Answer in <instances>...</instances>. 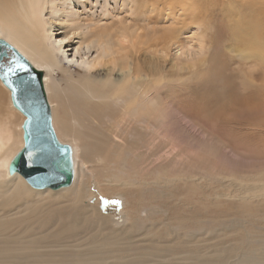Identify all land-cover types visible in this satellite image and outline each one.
<instances>
[{
	"label": "rangeland",
	"instance_id": "obj_1",
	"mask_svg": "<svg viewBox=\"0 0 264 264\" xmlns=\"http://www.w3.org/2000/svg\"><path fill=\"white\" fill-rule=\"evenodd\" d=\"M167 1L60 0L64 14L42 11L63 39L62 63L103 78L107 98L84 123L67 112L84 140L75 137L72 191L55 199L20 186L16 196L13 177L0 179V264H264V65L238 51L264 42V0H194L200 23L187 20L168 45L158 39L184 12L172 20ZM0 38L12 44L1 23ZM214 64L233 101L221 112L204 100ZM24 119L0 80V129L12 133L0 163L23 147Z\"/></svg>",
	"mask_w": 264,
	"mask_h": 264
},
{
	"label": "bare ground",
	"instance_id": "obj_2",
	"mask_svg": "<svg viewBox=\"0 0 264 264\" xmlns=\"http://www.w3.org/2000/svg\"><path fill=\"white\" fill-rule=\"evenodd\" d=\"M58 1L60 0H0V23L5 25L8 34V39L12 41V44L9 43L6 39L4 40L7 41L9 44H11L15 49H17L24 57L26 56L27 58H29V60L32 63L25 57L32 65L34 64L37 67H44L45 70H47V73L45 74V76H43V84H44L46 96H48L47 100L51 108L52 124L55 126L56 131L61 139L68 140L71 143L74 142L76 145L75 151L71 146L73 151V170H74V179L72 184L68 187H61L56 190L45 189L47 190L45 193H36L35 189H33L30 185L29 186L31 188L27 189L26 184H28V182L26 181V179L23 177L22 174L16 173L12 175L9 172V166L12 160L24 147V144L23 147L17 152V154L11 159L9 166L6 160L2 161L0 163V179L7 175L13 177L15 184L17 183V186L15 185L14 187L16 196H20L23 193L19 189L20 186H23L27 190L26 192L29 194H40V195L46 194L49 197L55 199L61 198L65 195L66 192L72 191V188L70 187L75 183V178L76 176L78 177L77 174H79L80 172L76 170V159H75L77 153L81 151L80 147L77 145V143H79L80 140L76 139L75 137L78 134H80V137L83 140V136H81V133H78L74 137L70 135V133L74 129V126L72 125V123H70L71 120L68 118L67 112H71V114L75 116L76 120L79 123L80 122L84 123L83 120L84 117L86 116L90 117L89 112L96 113V109L102 108V105L106 102V98H107L105 97L106 93L103 94L102 90H99L97 88L98 86L95 85V83L97 84L105 83L106 81L103 78L102 79L98 78L95 75V73L92 72H87L83 75L73 73L71 72L70 67L65 66L62 63L58 54L61 52L64 53L62 46L63 39L57 40V37L53 38V32H55L54 31L55 26L52 23L50 24L46 22L44 23L40 17L44 8H48V9L60 8L57 4ZM153 1L155 0H147V5L153 7L154 6V3H152ZM143 2H145V0H143ZM167 2H168L167 9L169 10L168 16L172 20L176 19L175 18L176 12H178L179 10L180 12L181 11L184 12L183 14L184 17H182V20L181 21L177 20V22H175V24H177L180 27L175 31L171 30V28L167 29V31H164L163 34L161 35L162 37L158 39L162 41L163 44L168 45V44L178 43L177 42L178 37L176 36V33L180 28H183L185 25H187V20L190 19V22L188 23L189 25L199 24L201 20L200 15L203 14L204 11L202 5L198 6L199 1L196 2L194 0H181L178 3H173L172 1L168 0ZM56 5L58 7H56ZM60 9L64 14L65 9L64 8H60ZM150 19H154V17H150ZM49 33L51 34L48 35ZM51 39L54 40V43L50 44L49 42ZM95 42H97V44L99 45L100 50L103 51L107 56H109V50L107 49V46L105 47L102 46V42L100 38ZM90 44L91 43H88L86 46L89 47ZM238 51L239 54L242 57H244V59H252V60L256 59L257 61H260L264 65V42H255V43L245 42L242 45V47L238 48ZM68 61H70V59H68ZM101 65L102 64L100 60H97L96 62L93 63V67H98ZM53 70L60 72L66 81L58 82L54 77ZM210 70L213 79L211 80L209 86L208 84L205 85L206 95L204 96V100L207 106H213L215 109L221 112L226 107L230 106L233 102L232 97L229 98L225 96L227 95L226 91L224 92V94L221 91L222 87L224 89L226 88L229 89L230 85H228V83L230 84V82L229 79H227L222 74V71L219 69L217 65L214 64L212 68H210ZM137 79L138 77L135 78V81H137ZM215 83H219L220 85L216 87L214 85ZM91 85L93 86V88H91ZM136 92L138 93L140 91H136ZM124 93H125V88L121 92V95H124ZM143 93L146 94L145 89L141 91V94ZM223 98H226L228 102H225V100L223 101ZM138 111L139 108L133 110L134 113H138ZM134 113H132L131 116H133ZM26 119L27 118L25 117L21 125L22 131H23L22 126L26 121ZM11 138H12V133L8 129H0V150L3 148V146L6 143H9L11 141ZM117 215L119 220L117 219L118 222H116V226H120V222L124 220V219L122 220L123 215L115 214V216Z\"/></svg>",
	"mask_w": 264,
	"mask_h": 264
},
{
	"label": "water",
	"instance_id": "obj_3",
	"mask_svg": "<svg viewBox=\"0 0 264 264\" xmlns=\"http://www.w3.org/2000/svg\"><path fill=\"white\" fill-rule=\"evenodd\" d=\"M19 64L25 67H17ZM9 66L16 70L6 74ZM43 76V71L0 38V80L11 91L14 107L27 118L22 126L24 147L12 160L9 172L22 174L32 188L56 190L73 182V151L55 133Z\"/></svg>",
	"mask_w": 264,
	"mask_h": 264
},
{
	"label": "snow or ice",
	"instance_id": "obj_4",
	"mask_svg": "<svg viewBox=\"0 0 264 264\" xmlns=\"http://www.w3.org/2000/svg\"><path fill=\"white\" fill-rule=\"evenodd\" d=\"M17 67H19V68H24L25 66H24L23 64H19V65H17ZM15 70H16V68L9 66V67L7 68V70H6V74H7V73H10V72H14ZM106 203H107V202H106ZM117 203H119V201H117Z\"/></svg>",
	"mask_w": 264,
	"mask_h": 264
}]
</instances>
